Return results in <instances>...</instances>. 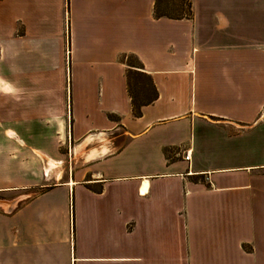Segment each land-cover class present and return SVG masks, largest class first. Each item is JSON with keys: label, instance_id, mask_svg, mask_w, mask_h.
<instances>
[{"label": "crops", "instance_id": "obj_1", "mask_svg": "<svg viewBox=\"0 0 264 264\" xmlns=\"http://www.w3.org/2000/svg\"><path fill=\"white\" fill-rule=\"evenodd\" d=\"M161 3L0 0V264H264V5Z\"/></svg>", "mask_w": 264, "mask_h": 264}, {"label": "rangeland", "instance_id": "obj_2", "mask_svg": "<svg viewBox=\"0 0 264 264\" xmlns=\"http://www.w3.org/2000/svg\"><path fill=\"white\" fill-rule=\"evenodd\" d=\"M215 1H219V0H215ZM223 1V0H220ZM225 1H229V0H225ZM230 1H234L237 4L239 3H245V4H249L250 6H253V4H263L264 5V0H230ZM163 7H168L170 8L173 12L178 13L179 12V8H183L184 12L187 11V6L185 4L184 1L181 0H163L161 3ZM262 5V6H263ZM239 23V22H238ZM238 23H233L231 24L229 27H226V29L220 31L218 33V37L221 38L223 41H233V39H236V41L238 40V44L237 46H240V48L244 49L245 47H249V41H247L245 38H252V34L253 32L250 31L249 29L245 28V26H240ZM250 24V23H248ZM259 32H256V35ZM261 35V33L259 34ZM258 37V36H257ZM257 37L253 39L257 40ZM252 40V39H251ZM250 41V46L252 47L256 42L258 41ZM199 76H202V74H199Z\"/></svg>", "mask_w": 264, "mask_h": 264}, {"label": "trees", "instance_id": "obj_3", "mask_svg": "<svg viewBox=\"0 0 264 264\" xmlns=\"http://www.w3.org/2000/svg\"><path fill=\"white\" fill-rule=\"evenodd\" d=\"M181 1H184L187 6V11L182 13L181 15H186V17L191 18L192 17V0H181ZM160 3H161V0H157V4H156L157 17L168 15L160 10ZM181 15H177V17Z\"/></svg>", "mask_w": 264, "mask_h": 264}, {"label": "bare ground", "instance_id": "obj_4", "mask_svg": "<svg viewBox=\"0 0 264 264\" xmlns=\"http://www.w3.org/2000/svg\"><path fill=\"white\" fill-rule=\"evenodd\" d=\"M55 166V163L50 161V160H47V163L45 165V171H48L50 170L51 168H53Z\"/></svg>", "mask_w": 264, "mask_h": 264}, {"label": "built area", "instance_id": "obj_5", "mask_svg": "<svg viewBox=\"0 0 264 264\" xmlns=\"http://www.w3.org/2000/svg\"><path fill=\"white\" fill-rule=\"evenodd\" d=\"M186 159H189V155L186 156Z\"/></svg>", "mask_w": 264, "mask_h": 264}]
</instances>
